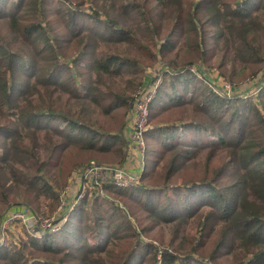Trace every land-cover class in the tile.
Returning a JSON list of instances; mask_svg holds the SVG:
<instances>
[{"label": "trees", "instance_id": "1", "mask_svg": "<svg viewBox=\"0 0 264 264\" xmlns=\"http://www.w3.org/2000/svg\"><path fill=\"white\" fill-rule=\"evenodd\" d=\"M49 1L0 0V18L8 20L9 33L15 38L11 44L0 36V137L5 140L0 143V173H10L18 182L37 183L39 194L58 200L55 188L40 174V159L30 163L28 151L19 147L24 139L19 125L40 130L35 121L46 115L59 116L67 124L57 133L63 143L70 144L71 152H113L122 166L126 140L103 132L100 117L123 108H131L132 113L134 97L128 107L127 90H143L157 80L162 83L149 123L162 111L188 105L209 118L216 129L196 119L149 125L145 168L137 183L127 188L108 185L86 195L75 205L72 214L78 210V217L73 222L71 214L54 235L30 239L17 250L1 248L0 260L5 264H264V114L254 104L213 92L202 81L206 77L195 75L216 69L233 82L239 76L232 72L237 60L244 64L242 74L264 68V47L255 33L263 28L264 0H109L110 11H117L124 21L133 20L135 29L120 26L118 17L99 10L87 14L80 4L51 13ZM55 15L64 18L63 32ZM87 19L96 24L85 25ZM47 27L59 34L50 35ZM221 39L232 43L223 55L217 51ZM19 43L27 52L15 50ZM122 43L138 47L159 62V71L138 76L144 70L137 58L102 49ZM24 55H29L27 62H22ZM70 62L92 78L81 86L86 94L75 90L81 81L58 79V72L70 71ZM123 73L138 78L131 80L128 89H116L108 79ZM222 82L211 84L221 89ZM59 88L78 101L75 108L85 112L83 107L88 106L96 117L81 122L54 111L61 105L60 98L54 97ZM242 108H248V116H240ZM205 148L228 151L224 166L217 170L212 161L205 167L194 164L202 171V179L211 177L217 185L204 180L178 183L189 162ZM60 149V144L51 148L43 159L48 160L45 168ZM16 163L24 167L22 175L13 169ZM138 215H146L141 227L134 223ZM148 219L154 223H146ZM193 220L203 231L202 240L180 237L182 224ZM161 222L175 223L169 246L186 243L188 254L175 248L174 254L145 240L144 235Z\"/></svg>", "mask_w": 264, "mask_h": 264}, {"label": "rangeland", "instance_id": "2", "mask_svg": "<svg viewBox=\"0 0 264 264\" xmlns=\"http://www.w3.org/2000/svg\"><path fill=\"white\" fill-rule=\"evenodd\" d=\"M78 4L81 5L79 8H83L87 14L91 13V9L96 12L99 10L102 14H110L114 17H118L121 20L119 22L120 26L135 29L136 24L133 20L128 19L127 21H124V19L119 17L117 11H114L113 13L110 11L113 5L109 0H50L48 7L51 9L50 12L52 13L55 10L65 11L69 10L70 8L73 9L72 7H75ZM3 10H6V7H4ZM54 18L60 21L59 30L60 32H63L64 18L59 17V15H55ZM88 24L95 25L96 22L87 19L85 25ZM262 26L263 28L257 29L255 33L257 34L258 44L264 47V20ZM46 29L50 35L59 34H56L52 28L47 27ZM0 36L5 42L15 44V38L9 33V23L6 19L0 18ZM181 41L184 43L186 40L182 38ZM211 42L212 45H215L216 41L212 39ZM227 47L231 48L232 43L221 39V43L217 50L219 51V55H223L226 52ZM102 49L104 51H111L119 54L121 57L137 58L141 63L139 66L142 67V70H144V73H141L138 76L144 74L147 75L149 73L153 74L155 71H159L160 69L159 62H155L150 57H147L144 52L138 49V47L129 43H122L119 45L117 44L116 48L102 46ZM15 50L20 53L27 52V48L20 43L17 44ZM28 54L30 55L31 53ZM29 55H24L26 58L25 60H22V62H27L29 60ZM128 65H132V63H129ZM68 69L70 71L65 69L66 73L63 75L58 72V79L61 77L62 80L66 81L67 83L75 82L76 80L81 81L78 85H74L75 90H78L82 94H86L88 91H81V86L83 83H89L92 78L86 77L84 75V70L82 68H77L74 66V64L72 66L71 62L69 63ZM243 69L244 64L237 60L232 72L234 73L235 71L239 76L234 77L233 82H230L222 77L220 71H217L216 69H208V72L205 73L206 76L205 74L200 73L194 74L198 77V79L206 77V80H202L204 85L208 88H212L213 92L219 95H222L223 91L218 89L215 85H212L211 82H216V84H219L222 81H227L231 83L234 87L232 93L229 95L223 94L222 96H228L230 100H233L234 98H236V100H242V103L247 101L250 104L258 106V110L264 114V96L261 91L263 90V87L261 88L260 86V82L262 81L261 77L264 75V68L256 72H248L246 74H242ZM190 71H192V68H190ZM72 74H74V78H72ZM126 74L127 73H123V75L116 76L113 79H108V81L110 80L112 83H114L116 89H128L131 86V80L137 79L138 76L132 77L131 74ZM20 77L25 78V75H21ZM262 83L264 86V81H262ZM138 88L129 89L127 90V93H125L126 96H131L128 101V107L131 106V98H133L138 92ZM64 89L65 88H59L56 90L54 97L55 99L60 98L61 105L60 108L54 109V111L62 115L72 116L73 119L81 122H86L92 117H96L95 114H91V108L88 106L83 107L84 110L86 109L85 112H81L80 108H75L78 106V101L74 98L71 99V95L68 92H65ZM200 98L201 96L198 98V100H201ZM66 105L69 106L66 108ZM87 108H89V111ZM130 110L131 108H128L127 111L125 108L117 109L107 116H101V127L103 132H112V135H122L125 138V148L127 152L124 162L125 165L122 164V166H126L128 171H133L136 173V175H140L142 167L141 164L143 162L141 159L143 157H141L138 153H132L129 151V143L131 142L130 124L132 121V113ZM223 111L224 109H222L220 112ZM248 112V108H242L240 111V116H248ZM193 119L202 120L209 128L216 129V124H213L209 118H206L202 113L198 112V110H194L193 106L191 107L188 105L172 110L162 111L160 114L152 117L149 125L154 126L163 123L170 124L173 122L184 123ZM35 122L37 125H40L42 129L38 130L32 127H23L22 125H19L22 136L24 137L23 141L19 144V147L25 148L28 151L27 157L29 158L30 163L34 164L38 159H40V161H38L42 166L41 168H43V171H41L40 174L44 177L47 183L51 184L55 188L58 200L51 199L50 196L39 194L37 192V183L30 185L27 183L18 182L15 180V177L12 174L0 173V249L3 247H8L11 250H17L21 243L27 242L30 239H42L46 234L54 235L55 233H58L65 225L66 221L69 220V216H71L73 213L75 208V198L79 194L81 195L85 189L90 190L92 180H84L83 173L85 168H87V166H89L91 163H96L95 165L122 168L119 164L120 156L113 152L80 153L77 150L71 152L72 150L69 149L70 144L63 143V136L57 133V131L61 128H67V124L61 117L56 115L40 116V118ZM78 133L79 131H77L75 135ZM9 141L10 140L7 139L5 148L9 147ZM203 142L206 143V140ZM0 143H5V140L2 137H0ZM57 144H60L61 149L52 159L51 164L45 168L48 165L45 164L48 162V160L43 161V159H46L51 151V148ZM113 144L116 143L113 142ZM119 144L120 143H118L116 146H119ZM146 153H148L147 143ZM227 158V149H219L215 151L211 148H205L204 150H201L199 153H197L192 161L189 162L187 169H185V176L180 177L177 182L181 184L183 182L192 183L204 180V182L214 183L210 181L212 180L211 177H205L202 179V171H199L196 166L200 165L201 167H205L207 161H212V166H215L217 170L218 167L224 166ZM90 161L92 162L87 164ZM194 164L196 166H194ZM40 165L34 167L38 168ZM13 169L18 170L21 175L24 172V167L20 163L14 164ZM214 184L217 185L216 183ZM83 186H86V188ZM61 206H64V208ZM10 212L14 218L4 220V214L8 215ZM27 212H29L28 215ZM77 217L78 210L72 214L71 221L73 222ZM145 217L146 215H138V217L134 218L136 227H141L142 222L145 221ZM15 218L19 220H16ZM185 222H188V220ZM146 223L153 224L154 221L148 219ZM153 226L155 228L152 230V232L148 235H144L145 240H149L150 242L161 245V248L169 250L174 254H176L174 248L178 251L188 254L186 253L188 248L186 243L180 242L174 248L169 246L172 230H174L176 226L175 223L161 222L154 224ZM181 227H183V229L180 237H194L195 241L202 240L203 231H198L197 222L195 220L190 221L188 224H182ZM189 245L193 247V241H191ZM243 255H241L240 258L243 259ZM228 261L230 260L228 259ZM0 264H5V262L0 260Z\"/></svg>", "mask_w": 264, "mask_h": 264}, {"label": "built area", "instance_id": "3", "mask_svg": "<svg viewBox=\"0 0 264 264\" xmlns=\"http://www.w3.org/2000/svg\"><path fill=\"white\" fill-rule=\"evenodd\" d=\"M195 72L194 69H192ZM162 81L157 80V82L145 89H140L134 96V104L132 111V121L130 124V143L129 151L132 153H138L141 157L142 167L140 175H136L133 171H128L126 166H121L122 168H116L111 166L95 165L96 163H91L83 173L84 180L91 179L92 184L90 190L85 189V191L75 198L74 204L77 205L86 195H93V192L102 189L108 185H114L120 188H127L133 186L139 178L141 177L143 170L145 168L144 161L146 157V140L145 134L149 128V119L151 114V105L154 102L159 87ZM222 88L224 94L232 93V86L228 82H222ZM131 153V154H132ZM95 165V166H94ZM89 167V168H88ZM86 185V184H85ZM86 188V186H83ZM72 203V201H71ZM73 205V204H72ZM74 205V206H75ZM64 208V206H61ZM29 212H27L28 215ZM14 218L11 212L4 215V220H9ZM16 219V218H15ZM19 220V219H16ZM51 222V221H48ZM54 228V227H53ZM52 228V229H53Z\"/></svg>", "mask_w": 264, "mask_h": 264}]
</instances>
